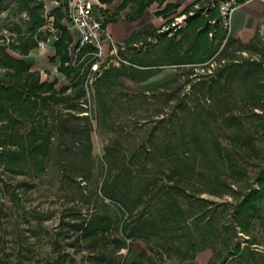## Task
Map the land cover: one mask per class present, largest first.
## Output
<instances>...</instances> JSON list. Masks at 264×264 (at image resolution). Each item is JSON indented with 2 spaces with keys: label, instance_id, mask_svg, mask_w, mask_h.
Here are the masks:
<instances>
[{
  "label": "rangeland",
  "instance_id": "1",
  "mask_svg": "<svg viewBox=\"0 0 264 264\" xmlns=\"http://www.w3.org/2000/svg\"><path fill=\"white\" fill-rule=\"evenodd\" d=\"M222 1H213V6H218L221 23ZM44 2L43 12L66 0ZM16 4L17 0H0V43L15 39L17 26L25 27L26 13L19 12ZM207 8L195 12L207 14ZM61 20L66 23V19ZM262 23L257 40L260 45L264 44V18ZM46 25L55 34L57 30L48 18ZM69 28L74 36L70 23ZM177 28L171 25L165 31L170 36ZM163 41L159 39L156 44ZM243 43L233 40L228 47L213 53L208 58L213 62L211 66L209 61L207 64L165 63L142 81L119 77V82L103 98L107 110L101 118L95 80L89 85L90 98L82 104L86 91L83 84L84 95L77 108L64 101L51 104L46 115L53 135L43 170L37 171L31 160L18 161L15 171L0 163V264H55L59 253L60 264H108L104 258L97 260L95 254L100 251L105 258L115 255L118 259L128 254V247L115 249L107 239L121 237L119 229L108 231L105 239L93 244L71 225L96 212L116 220L123 215L122 204L100 193L107 167L116 190L126 192L133 212L150 213L158 224L154 230L147 227L148 238L132 237L129 248L140 260L138 264H207L216 253V264L225 256L229 264H253L250 255L243 253L246 248L241 256L229 254L235 240L264 255V200L260 202L261 215L253 219L249 234L242 233L237 226L235 233L230 216L242 194L257 187L255 176L264 166V126L259 123V116L252 113V109L262 110L259 73L243 79L241 72L235 73L233 67L232 78L225 81L226 87L219 88V96L223 97L216 100L213 94L204 93L198 83L201 79L209 80L224 63L262 59L260 52L243 47ZM74 44L73 37L72 58L76 53ZM53 55L50 39L44 48H31L27 58L33 61L32 68L39 70L41 79L56 76L55 86L59 87L70 82L71 76L57 70ZM207 66L211 67L209 74L205 73ZM225 75L220 76L221 83ZM221 110L237 114L242 121L244 127L236 140L233 137L237 131L221 120ZM81 116L91 120L90 143L84 131L73 133L65 128L83 127L86 121ZM29 126L30 120H25L19 126L20 131ZM247 134L254 138L255 152L238 146V141ZM216 140L227 148L229 155L239 159L242 177L231 170L227 158H219L214 146ZM172 173H175L173 178L168 176ZM149 182H155V186L161 182L178 183L190 195L168 187L167 193L158 190L145 205L138 194ZM172 198L184 209V215L168 209L167 201ZM204 209L200 216L191 218ZM254 257L259 260L257 255Z\"/></svg>",
  "mask_w": 264,
  "mask_h": 264
},
{
  "label": "trees",
  "instance_id": "2",
  "mask_svg": "<svg viewBox=\"0 0 264 264\" xmlns=\"http://www.w3.org/2000/svg\"><path fill=\"white\" fill-rule=\"evenodd\" d=\"M150 1L136 0V11L141 10ZM243 1L245 0H235L236 4ZM44 4V0H17V10L25 12L27 16V19L24 20L25 27L20 29L17 26L18 35L16 38L8 40L7 43H0V66L3 68L0 71V163L4 168L11 171H15L14 165L18 161L29 160L33 162L37 171L43 170L45 156L48 153L53 135V130L47 120L46 109L51 104L60 101L77 108L80 105L79 99L84 95L83 81L89 71L90 61L87 62V60L90 57L88 55L82 58V56L87 50L93 49L90 44L82 45L74 63L70 62V45L73 35L69 28L66 2H61L50 10L52 27L57 30L52 40L54 48L52 58L57 62V70L67 76H71V81L56 87L55 84L58 81L56 76L52 79H41L39 70L32 68L33 61L27 58L29 50L37 47L39 39L46 38L54 33L46 25L47 17L43 12ZM217 8V5L208 6L207 14L194 12L188 15L186 25L177 28L173 35L168 36L167 31L159 33L153 31V36L158 35L160 40H164L160 44H153L146 48L131 47L133 51L130 52L119 50L120 55L126 58L129 63L120 62L118 65L111 64L107 66L94 81L95 95L98 97L100 108L102 109V112L99 113L100 118L106 114L105 111L107 110L104 99L111 88L119 82V77L125 76L135 81H142L153 74L155 68L161 64L193 63L207 60L218 50L225 38L226 41L223 47H228L233 40L231 41L226 36L227 29L222 26L221 16ZM62 18L66 19V23L62 22ZM211 19H214V21L211 22ZM209 31L213 32L211 36ZM258 38L259 34L255 33L249 42L243 44V47L260 52L261 60L244 58L240 62L224 63L219 67L215 75L210 76L209 80L201 79L198 83L204 88V93L213 94V98L216 100L223 97L219 96V88L220 86L226 87L225 81L228 80V77L232 78L234 72L238 73L237 71L239 70L243 79H247L250 74L259 73L257 81L261 83L263 89V94L259 97L262 110L261 112H256L252 109V113L259 116V123L264 126V44L260 45L257 41ZM8 48L18 53L16 54L8 50ZM233 67L236 68L234 72H232ZM222 74L226 75L221 83L219 78ZM194 86L195 84H193ZM68 88L70 90L66 92ZM219 113L223 122L235 127L237 132L236 137L233 138L236 140L237 134L244 127L242 121L235 113L223 112L222 110ZM99 114L96 117L99 118ZM72 115L75 116L74 114ZM81 117L86 121L83 127L79 129L68 127L67 125L65 128L73 131V133L84 131L88 138V143H90L91 120L88 116ZM25 120H30V126L27 130L21 132L19 126ZM214 146L219 158H227V164L231 170L242 177L244 172L238 166L239 159L229 155V151L221 145L219 140H216ZM238 146H241L242 150L256 151L252 134H247L243 140L238 141ZM67 176L74 179L69 174ZM168 176L173 178L175 173ZM255 180L258 182L257 187L246 190L240 200L233 205V209L230 212L233 225L235 226V233L237 232V226L239 231L249 234L253 219L261 215L260 202L264 200V166L256 174ZM168 187H172L175 191L182 194L190 195L186 188L180 184H168L167 182H161L157 186H155V182H149L138 195L144 204L148 205L150 198L157 194L158 190L161 189L162 193H167ZM99 190L104 197L122 204L123 215L116 220L104 213L96 212L89 218H82L80 222L72 223L71 225L80 231L81 236L89 237L93 244L105 239V234L108 231L119 229L122 232L121 237L113 236L107 239L113 242L115 249H119L122 246L128 247V254L122 256L121 259H118L115 255L105 258V254L99 251L95 254L96 259L104 258L108 264L140 263V260L135 258L136 254L130 252V241L134 236L148 238L149 234L145 231H148L147 227L152 230L158 228L156 219L150 216V213L145 214L146 212L142 210L138 213L133 212L127 203L126 192L117 191L113 181L110 180L108 167L104 172ZM167 207L174 214L184 215L185 213L184 209L178 205L174 198L167 201ZM205 210L191 218L194 219L200 216ZM125 212L126 215H124ZM161 216L165 217V214H161ZM190 246H193V242H190ZM245 248L246 250L244 251ZM228 252L232 257L236 253L241 256L242 252H247L253 259V264H264V255L262 253H256V249H252L249 246H241L237 240L233 241L232 247L228 249ZM214 255L218 256L217 253ZM255 255L258 256L259 260L255 259ZM61 256L60 253L56 254L55 264L61 263ZM215 256L210 258L207 264H216ZM219 264H229L226 256L221 258Z\"/></svg>",
  "mask_w": 264,
  "mask_h": 264
},
{
  "label": "crops",
  "instance_id": "3",
  "mask_svg": "<svg viewBox=\"0 0 264 264\" xmlns=\"http://www.w3.org/2000/svg\"><path fill=\"white\" fill-rule=\"evenodd\" d=\"M213 1L151 0L137 12L136 0H91L95 10L103 15L104 28L116 44L119 55V50L130 52L133 51L131 47L146 48L156 44L160 37L158 39V35L153 36V31H156V33L165 31L170 27L175 17L183 14L186 16L183 24L184 27L188 15L193 14L198 8L210 6ZM236 12H238V15ZM263 18L264 0H245L236 4L229 15L223 20L222 26L227 29L226 36L231 41H242L244 42L243 44H246L254 37L255 33L259 34L261 32L260 26L263 24ZM210 21L213 22L214 19ZM212 34L213 32L209 31V35L211 36ZM225 41L226 38L219 46V51L224 48ZM109 47V43L105 42L102 50L109 59H113L108 53ZM209 60L211 58L193 63L207 64ZM119 63H116L114 60L110 64L118 65ZM205 73L209 74L208 68Z\"/></svg>",
  "mask_w": 264,
  "mask_h": 264
},
{
  "label": "built area",
  "instance_id": "4",
  "mask_svg": "<svg viewBox=\"0 0 264 264\" xmlns=\"http://www.w3.org/2000/svg\"><path fill=\"white\" fill-rule=\"evenodd\" d=\"M222 2L221 9L224 11L222 18L225 19L236 6V2L235 0H223ZM66 3V11L69 18L70 27L75 32L73 37L76 53L74 58L71 56L70 62L74 63L77 58V53L79 52L82 45L90 44L93 46V49L87 50L82 56V58L88 55L90 57L87 60V62L90 61L89 71L83 83L86 90L85 95L81 100L83 104L85 99L90 98L89 85L93 83L96 77L101 74L102 70L107 67L110 62L115 60L116 63H128L129 61L122 58L118 54L116 44L112 40L110 34L104 28L103 15L95 10L94 4L91 2V0H66ZM210 6H213V3H211ZM44 14L52 24V15L50 14V10H46ZM185 17L186 16L184 14L175 17V20L171 23V25L175 28L182 26L185 22ZM48 29L52 30L50 26H48ZM54 37L55 34L53 33L46 38L39 39L37 47L39 49L44 48L48 40H53ZM105 42H108L110 45L108 53L113 57V59H109L108 56L103 53L102 46ZM209 63L210 66L213 65L212 60H209ZM210 66L208 67L209 72H211Z\"/></svg>",
  "mask_w": 264,
  "mask_h": 264
}]
</instances>
